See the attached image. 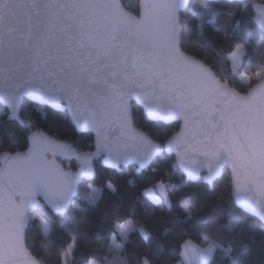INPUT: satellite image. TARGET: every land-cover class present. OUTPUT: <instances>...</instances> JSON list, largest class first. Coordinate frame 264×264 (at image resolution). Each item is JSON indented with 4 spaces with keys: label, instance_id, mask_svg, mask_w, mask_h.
Wrapping results in <instances>:
<instances>
[{
    "label": "snow or ice",
    "instance_id": "1",
    "mask_svg": "<svg viewBox=\"0 0 264 264\" xmlns=\"http://www.w3.org/2000/svg\"><path fill=\"white\" fill-rule=\"evenodd\" d=\"M250 9L258 31L245 18ZM206 25H223L226 37L231 32L225 57L229 76L185 50L193 34L202 49L212 47ZM223 53L220 49L217 55ZM246 56L259 59L254 73L244 70ZM237 81L245 92L237 89ZM28 100L63 108L78 129L93 130L97 153H105V163L113 167L128 161L147 167L165 148L176 153L180 169L191 179L206 168L203 179L211 183L229 166L236 203L264 223V0H138L137 15L121 0H0V102L7 109L0 108L5 118L0 135V264H45L26 244L33 211L40 210L46 236L55 227L40 198L68 218L71 212L86 214L95 208L104 191L89 185L81 200L74 199L80 178L93 176L94 154L77 153L69 143L36 131L30 133L26 152L12 153L19 133L8 127L13 122L33 127L30 116L21 117ZM133 100L153 120L182 121L180 131L166 145L156 143L133 126ZM48 153L75 156L80 171H65ZM171 187L161 180L146 191L156 205L171 211ZM106 188L117 191L111 183ZM181 207L187 220L195 216L192 202ZM86 219L80 215L71 222L79 225ZM105 220L111 226L103 243L84 264H158L162 251L141 256L129 248L137 232L146 243L152 240L150 231L137 227L135 210L127 217L106 214ZM238 222L239 216L232 214L217 227L234 234ZM81 235L77 229L67 248L47 247L55 248L62 264H76ZM242 248L248 245L222 244L205 234L200 244L184 241L176 264H213L217 251L221 264H257L251 251L245 254ZM100 249L111 257H101ZM259 264H264V253Z\"/></svg>",
    "mask_w": 264,
    "mask_h": 264
},
{
    "label": "trees",
    "instance_id": "2",
    "mask_svg": "<svg viewBox=\"0 0 264 264\" xmlns=\"http://www.w3.org/2000/svg\"><path fill=\"white\" fill-rule=\"evenodd\" d=\"M123 2L129 10L138 13V0H123ZM257 2H262V0H257ZM253 16L254 12L250 9L245 18L250 21L249 26L258 31V26L252 20ZM206 32L214 41L211 48L202 49L196 43L198 37L193 34L185 42V50L189 54L196 55L197 58H206V62L218 74L229 76L231 65L225 57L232 44L231 32L229 31L226 37L223 25L217 27L206 25ZM220 49L224 50L223 55H217ZM257 63H259L257 57L253 56L249 60L246 56L244 70L254 73ZM235 86L241 92L246 91V88H242L238 81ZM0 108L7 111L2 105ZM133 111L135 125L162 145L179 129V122L163 123L148 119L135 103H133ZM25 116L31 117L33 123L31 129L23 128L18 122H13L7 129L19 133L18 144L11 149L12 153L25 151L28 147L30 133L38 129L72 144L79 152L93 148V134L79 132L66 111L55 110L28 100L24 103L21 113L22 118ZM4 119L0 117V135L5 133ZM63 163L67 168L76 169L78 166L75 160L63 161ZM161 180L173 186L170 188V198L173 202L171 211L167 207L156 205L144 193V189ZM90 183L104 189L97 206L91 208L86 214L71 212L68 218H62L47 208L44 213L55 225L53 232L47 236L41 230L40 210L32 212L26 231L27 245L37 258H44L46 264H62L60 257L54 254L55 248H67L73 242L77 229L82 235L77 240L76 264H84V261L90 259L91 254L98 249L99 244L103 243L102 237L107 228L111 226L105 220L106 214H111L113 217L117 214L127 217L133 210H135L137 226H144L150 231L152 240L146 243L137 232L133 235V244L129 248L130 250L135 248L141 256L147 254L149 250L162 251L163 255L158 260V264H174L180 259L181 245L185 240L201 242L205 234L222 244L230 241L241 246L247 244L248 249L242 248V251L248 254L250 250L257 264L262 258L264 225L259 219L242 211L234 204L230 173L227 170L210 186L204 181L203 175L194 181L188 179L178 168L174 155L163 152L146 169H140L136 165L107 169L100 161H95V175L91 181L84 180L81 183V194ZM109 183L117 189L116 192H111L106 188ZM81 194L79 193L75 199L81 200L83 198ZM187 202L194 204L195 216L191 220L184 217L181 207ZM232 214L239 216L234 234L217 227V225L227 224ZM80 215H86L87 219L79 225L73 224L71 218H79ZM178 221H183V223H178ZM166 230H169L167 234H165ZM49 244H54L55 248L47 247ZM99 255L111 257L112 254L107 249H100ZM220 255L221 253L217 251L213 264H221Z\"/></svg>",
    "mask_w": 264,
    "mask_h": 264
},
{
    "label": "water",
    "instance_id": "3",
    "mask_svg": "<svg viewBox=\"0 0 264 264\" xmlns=\"http://www.w3.org/2000/svg\"><path fill=\"white\" fill-rule=\"evenodd\" d=\"M121 2L124 4V2H123V0H121ZM255 3H261V2H255ZM124 6H125V8H126V10L127 11H130V12H132L131 10H129L127 7H126V5L124 4ZM253 10V12H254V16H255V10L254 9H252ZM134 15H137L136 13H134V12H132ZM255 22V21H254ZM256 24V23H255ZM257 25V24H256ZM258 26V25H257ZM189 54V53H188ZM214 70V69H213ZM215 71V70H214ZM243 93V92H242ZM34 102V101H33ZM34 103H36V104H39V105H44V106H48V107H50V108H52V109H55V110H61V111H65L63 108H57V107H54V106H52V105H48V104H42V103H38V102H34ZM131 103H132V105H133V103H135V104H137L142 110H143V112H144V114H145V116L148 118V119H150V120H152V121H159V122H163V123H172V122H179L180 123V126H179V129L177 130V132H175L173 135H175L176 133H178L179 131H180V128H181V126H182V124H183V122L182 121H164V120H153L151 117H149L147 114H146V112H145V110H144V107H143V104H141L140 102H138V101H135V100H133V101H131ZM0 105H2L5 109H6V107L3 105V103L2 102H0ZM69 114V113H68ZM69 116H70V114H69ZM70 118H71V116H70ZM72 120V119H71ZM72 122H73V120H72ZM73 124L75 125V123L73 122ZM133 126L135 127V128H137L138 130H141V131H143L142 129H140L139 127H137L136 125H135V123H133ZM75 127L77 128V126L75 125ZM77 130L79 131V132H90V133H92L93 134V148L92 149H90V150H87V151H85V152H79V151H77L73 146V148L75 149V151L77 152V153H81V154H85V153H92V154H94V155H92V157H91V160H90V164H91V168L93 169V176L92 177H81L80 178V181H79V183H78V185H77V192H78V195H79V190H80V185H81V183L85 180V181H91L92 179H93V177H94V175H95V161H100V163L102 164V166H104L105 168H107V169H118V168H120L121 166H124V167H128V166H130V165H136V166H138L140 169H146V168H148L150 165H151V163L153 162H151L150 164H149V166H147V167H140V164L138 163V162H136V161H128L126 164L125 163H123V162H121V164H120V166L117 168V167H113L112 165H110V164H106L105 163V158H106V154L105 153H103V152H100V153H97V149H96V143H95V140H96V134H95V132L93 131V130H91V129H89V130H81V129H78L77 128ZM36 131H39V132H42V133H44V135H46V136H48V137H50V138H52V139H55V140H58V141H61V142H65V143H68V142H66V141H64V140H61V139H58L57 137H55V136H53V135H50V134H48L47 132H45L44 130H41V129H38V130H34L33 132H36ZM145 132V131H144ZM146 133V132H145ZM147 134V133H146ZM172 135V136H173ZM30 136V135H29ZM150 136V135H149ZM171 136V137H172ZM151 137V136H150ZM171 137L170 138H168L165 142H164V144L163 145H166L167 144V141L169 140V139H171ZM152 138V137H151ZM153 139V138H152ZM156 143H159V144H161L159 141H157V140H155V139H153ZM70 144V143H69ZM72 145V144H71ZM162 145V144H161ZM31 146V143H30V140H29V143H28V147H27V149L25 150V151H23V152H26L27 150H28V148ZM164 153H167V154H172V155H174V157H175V161H176V164H177V166H178V168L180 169V167H179V165H178V160H177V156H176V153L173 151V152H169L166 148H165V150H164ZM13 154H15V153H13ZM162 153H160V154H157L155 157H153V160L156 158V157H158L159 155H161ZM48 155V159H55V161H56V163L57 164H59L65 171H71V172H73V173H76V172H79L80 171V167H81V162H80V160H78L75 156H72V157H66V156H62V155H59V154H57L55 157H53L52 156V154L51 153H48L47 154ZM72 161V160H75L76 162H77V164H78V166H77V168L76 169H73V168H67L65 165H64V163L62 162V161ZM225 170H227L229 173H230V177H231V169H230V167L229 166H225L222 170H221V174L220 175H218V176H216L213 180H212V182L211 183H209L208 181H206V180H204L206 183H208L210 186H212L213 185V183H214V181L216 180V179H219V178H221L222 176H223V173H224V171ZM180 171L182 172V170L180 169ZM183 173V172H182ZM188 179H191V178H189L188 176H187V174H185V173H183ZM203 175V177H205V176H207L208 175V173H207V169L205 168V169H203L202 171H201V173H200V177ZM199 177V178H200ZM191 180H196V179H191ZM231 194H232V199H233V202H234V204L240 209V207H239V205L236 203V201H235V196H234V192H233V188H232V192H231ZM76 197H74V199H75ZM40 203H41V205H43L44 206V210H46L47 208H49L54 214H56V215H58L50 206H48V205H46V202L43 200V198H40ZM37 210H39V209H37ZM242 210V209H241ZM242 211H244V212H246V213H248V214H250V215H252V216H254V217H256L257 219H259L260 220V218L258 217V215L257 214H254V213H250V212H248V211H246V210H242ZM261 221V220H260ZM28 224H29V221H28ZM263 225H264V223H262ZM27 228H28V225H27ZM27 228H26V231H27ZM26 244H27V241H26ZM46 264V263H45Z\"/></svg>",
    "mask_w": 264,
    "mask_h": 264
},
{
    "label": "rangeland",
    "instance_id": "4",
    "mask_svg": "<svg viewBox=\"0 0 264 264\" xmlns=\"http://www.w3.org/2000/svg\"><path fill=\"white\" fill-rule=\"evenodd\" d=\"M254 1H257V0H254ZM255 80H256V78H255V76L253 75V83H255ZM158 183H159V182H158ZM156 184H157V183H156ZM156 184H154V185H156ZM89 185H91V187H94V188H100V187H98V186H96V185H94V184H92V183H90ZM154 185L149 186V187H147L146 189H144V193H145V195L148 196L149 198H151V196L147 193L146 190H148V189H152ZM87 192H88V187H87L86 190L82 191V194H81V192H80V190H79V193H80L81 196H83V197L87 194ZM156 194L159 195V192L157 191ZM137 227L139 228V227H144V226H137ZM144 228H145V227H144ZM145 229H146V228H145ZM146 230H147V229H146ZM187 240H191V239H187ZM191 241H192L194 244H200V242H196V241H194V240H191ZM174 264H176V262H175Z\"/></svg>",
    "mask_w": 264,
    "mask_h": 264
},
{
    "label": "flooded vegetation",
    "instance_id": "5",
    "mask_svg": "<svg viewBox=\"0 0 264 264\" xmlns=\"http://www.w3.org/2000/svg\"><path fill=\"white\" fill-rule=\"evenodd\" d=\"M62 161V160H61ZM63 162V161H62Z\"/></svg>",
    "mask_w": 264,
    "mask_h": 264
}]
</instances>
